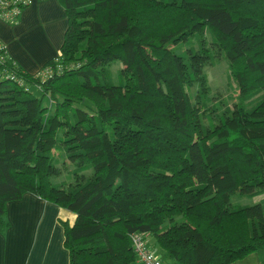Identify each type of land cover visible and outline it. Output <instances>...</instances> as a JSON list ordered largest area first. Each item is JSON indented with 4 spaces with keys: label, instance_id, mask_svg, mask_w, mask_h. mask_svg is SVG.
Masks as SVG:
<instances>
[{
    "label": "trees",
    "instance_id": "obj_1",
    "mask_svg": "<svg viewBox=\"0 0 264 264\" xmlns=\"http://www.w3.org/2000/svg\"><path fill=\"white\" fill-rule=\"evenodd\" d=\"M58 1L67 25L39 72L0 49V231L32 192L74 213L60 219L68 264H137L132 231L174 264L264 248V196L231 199L264 193V0ZM205 29L232 105L210 101Z\"/></svg>",
    "mask_w": 264,
    "mask_h": 264
},
{
    "label": "crops",
    "instance_id": "obj_2",
    "mask_svg": "<svg viewBox=\"0 0 264 264\" xmlns=\"http://www.w3.org/2000/svg\"><path fill=\"white\" fill-rule=\"evenodd\" d=\"M66 25L67 16L58 0H30L16 22L0 19V40L7 54L34 74L58 54ZM6 207L10 225L0 231V264H68L60 219L72 222L75 215L71 210L32 192L9 200ZM148 236L149 247L163 263L174 264L162 249L150 244ZM255 253L245 257L260 264L264 253ZM137 264L142 263L137 260Z\"/></svg>",
    "mask_w": 264,
    "mask_h": 264
},
{
    "label": "rangeland",
    "instance_id": "obj_3",
    "mask_svg": "<svg viewBox=\"0 0 264 264\" xmlns=\"http://www.w3.org/2000/svg\"><path fill=\"white\" fill-rule=\"evenodd\" d=\"M203 36L205 38V43L211 46L212 59H213V63L209 62L205 64L203 67V70L207 75L209 86H210V94H209L210 101L214 102V101L226 99L228 104L232 105V102L236 99L237 89L234 86L231 88L228 84L230 77L228 76V73H227V62L225 60L223 52L218 46L211 43L208 31L206 29L203 32ZM196 39H197V36L193 37L194 45H196ZM120 66H122V64L120 60L118 59L114 60L110 66L113 70V76H114L115 82H118V75L116 74V69ZM30 89L33 91L35 95L37 96L41 95L40 89L34 86H31ZM192 90L193 88L191 89V91ZM43 103L44 104L50 103L48 96L43 97ZM76 105H80V104L77 103ZM208 118L206 120H211V119L216 120L214 113L211 114L209 119ZM63 161L65 162L68 168L73 166L72 163L69 162L68 160L65 159ZM86 172H91V170H86ZM69 178H71L70 173L68 171L63 170L57 176L56 179L68 180ZM261 196H264V193L256 194L251 197L235 194L231 196V199L238 200V201H245V202H255V201H258ZM263 212H264V203H263ZM148 239L150 241V244L154 245L158 250L160 249L155 243L154 237L152 235H149ZM255 252H256L255 254H257L258 252L262 254L264 253V248H261ZM167 259L174 262V260L169 257H167ZM232 262H233L232 264H256L251 260V257H245V256L242 258L236 259Z\"/></svg>",
    "mask_w": 264,
    "mask_h": 264
},
{
    "label": "built area",
    "instance_id": "obj_4",
    "mask_svg": "<svg viewBox=\"0 0 264 264\" xmlns=\"http://www.w3.org/2000/svg\"><path fill=\"white\" fill-rule=\"evenodd\" d=\"M30 3V0H0V19L14 23L17 21L21 9ZM5 50L3 42L0 40V49ZM60 64L57 65V69ZM53 70L52 66H46L40 71L42 76H46ZM148 233L145 231H132L129 234L132 247L137 255V260L142 264H164L161 257H159L149 247L147 241Z\"/></svg>",
    "mask_w": 264,
    "mask_h": 264
}]
</instances>
